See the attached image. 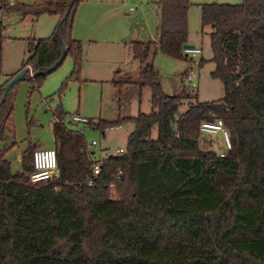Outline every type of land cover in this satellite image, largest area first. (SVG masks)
<instances>
[{
  "label": "trees",
  "instance_id": "trees-1",
  "mask_svg": "<svg viewBox=\"0 0 264 264\" xmlns=\"http://www.w3.org/2000/svg\"><path fill=\"white\" fill-rule=\"evenodd\" d=\"M78 1L0 0L4 13L58 15L48 35L27 38L18 68H26L27 92L38 88L49 72L44 69L62 51L71 58L65 79L78 78L80 41L71 36ZM156 3V41L130 42L136 76L110 79L117 90L124 82L148 87L149 110L113 120L86 118L100 130L132 122L122 153L101 158L86 183L90 152L81 132L62 123L59 106L51 120L57 178L28 182L34 142H27L15 171L0 151V264H264V0L200 3V24L210 26V75L220 79L223 92L217 99L188 101L177 116L181 98L194 93H165L151 57L157 47L185 58L189 1ZM12 74L0 82V139L18 80L3 99L2 86ZM216 117L229 140L221 155L198 132L201 120Z\"/></svg>",
  "mask_w": 264,
  "mask_h": 264
},
{
  "label": "rangeland",
  "instance_id": "rangeland-1",
  "mask_svg": "<svg viewBox=\"0 0 264 264\" xmlns=\"http://www.w3.org/2000/svg\"><path fill=\"white\" fill-rule=\"evenodd\" d=\"M84 1L78 6L79 10L74 19L75 22H81L82 27L74 31V34L79 36L82 46H87L86 40L91 39L88 44L92 47L86 54L81 51L78 78L65 79L71 69V58L66 54L58 65L45 74L38 89L27 92L26 77L20 78L14 85L13 107L7 119L5 136L0 139V151L8 160L10 171L20 168L18 156L28 141L42 146L51 145V110L56 105H60L65 111L62 116L65 126L81 129V135L92 160L113 154L117 146H123L127 133L132 129V122L121 120L118 127L105 126L100 130L98 127H91L87 122L82 124L71 121L70 114L78 113L90 119L113 120L138 111L147 112L150 108L148 87L144 86L140 94L126 89L125 85L117 91L107 80V75L110 63L115 59L117 65L127 63L123 40L129 38V27L142 37L141 39H153L157 22V0ZM188 1L185 43L199 47L200 52L194 55L186 54L185 58H177L162 53L156 47L152 55V64L165 93H179L182 89L194 93V96L181 98L175 116L186 108L188 101L217 99L223 92L220 79L210 75L214 66L208 40L210 26L200 24V3L211 1L235 3L240 0ZM12 13L1 17L2 23L6 26L2 30L0 45V71L3 72L15 69L25 58L28 37L48 35L58 19L56 13L44 11L35 17L25 14L20 19L14 17ZM120 33H123V36L118 43L113 42L109 45L104 41L107 37L112 39L114 35ZM186 73L190 78H186ZM64 79L63 89L57 91ZM150 135L155 136V125L152 126ZM214 136L218 140V146L212 147L222 148L220 133ZM92 138L96 141L94 144L89 143ZM12 139L14 143L7 146ZM205 139L207 141V137ZM109 194L114 195L112 189Z\"/></svg>",
  "mask_w": 264,
  "mask_h": 264
},
{
  "label": "built area",
  "instance_id": "built-area-1",
  "mask_svg": "<svg viewBox=\"0 0 264 264\" xmlns=\"http://www.w3.org/2000/svg\"><path fill=\"white\" fill-rule=\"evenodd\" d=\"M6 3L11 4L17 0H5ZM2 6H0V15H3ZM181 52L186 55H194L200 52V48L194 45H181ZM28 72L31 73L30 67L27 66ZM186 78H190V75L186 73ZM70 120L73 122H86V117L79 115L78 113L70 114ZM81 132V129H77ZM198 132L201 136L207 137V140L211 145L218 146V140L214 136L216 133H220L222 139V148L218 149V154L221 155L225 149L229 147L228 135L225 127L222 124L220 118L216 117L212 120H201L198 124ZM95 139H90V144H94ZM123 152V146H117L113 154H120ZM101 159L89 161V174L86 179V183H90L92 176H94L98 170ZM31 164L32 169L28 174V182L31 184H39L46 181H52L57 178L59 171L56 163V150L53 145L36 146L31 150ZM111 185V182H109Z\"/></svg>",
  "mask_w": 264,
  "mask_h": 264
},
{
  "label": "crops",
  "instance_id": "crops-1",
  "mask_svg": "<svg viewBox=\"0 0 264 264\" xmlns=\"http://www.w3.org/2000/svg\"><path fill=\"white\" fill-rule=\"evenodd\" d=\"M84 0H80L79 1V3L76 5V7L74 8V11H73V13H72V24H71V36L72 37H74V38H79V36H77V35H75L74 34V31H76V30H79L81 27H82V24H81V22H79V21H77V22H75V20L74 19H76V14H77V11L79 10V9H77L78 8V6L81 4H83L84 2H83ZM156 8H157V22H156V25H155V34H154V37H153V39H151V40H153V41H156V38H157V28H158V24H159V8H158V6H157V4H156ZM10 13H12V12H9V13H3V15H5V14H10ZM80 13V12H79ZM2 15V16H3ZM12 15L14 16V17H17V19H20V18H23V16L24 15H19V14H17V13H12ZM81 15V14H80ZM83 26H84V24H83ZM4 28H6V26H5V24H4ZM122 36H123V33H120V34H116V35H114V38H112V39H110L111 37H107L106 39H104V41L107 43V44H109V45H111V44H113V42H115V43H118V41H119V39L120 38H122ZM142 37H140V36H138L136 33H134V30L131 28V27H129V38H128V40H123L124 41V45H125V50H126V54H127V63H125V64H121V65H117V61H112L111 63H110V68H109V71H108V75H107V80L109 81V83H111V81H110V79L112 78V77H116V76H123V75H129L130 77H132V78H134L135 76H136V74H137V67H138V63H137V61L131 56V52H130V42L132 41V40H143V39H141ZM2 41V40H1ZM87 41V46H82L81 45V43H80V51H82L83 52V54H86L87 52H89V51H91L90 49H91V47L92 46H90L88 43H90L92 40L91 39H87L86 40ZM127 41H128V43H127ZM82 46V47H81ZM154 51H155V49H154ZM81 52V53H82ZM118 52H119V50H118ZM154 53V52H153ZM153 55V54H152ZM93 58H94V56H93ZM93 58H92V60H93ZM22 61V60H21ZM20 61V62H21ZM151 62H152V57H151ZM153 63V62H152ZM20 64V63H19ZM153 65V64H152ZM18 68H19V65L18 66H16L15 67V69H11V71H5V72H3V71H0V82L6 77V76H8L9 74H11V73H14L15 71H17L18 70ZM28 70V69H27ZM29 73V72H28ZM28 81V80H27ZM41 84V83H40ZM111 85L112 86H114L112 83H111ZM123 85H125V88L126 89H130L131 91H135V92H137V94H140V92H141V89H143V87H139L136 83H134V82H124V83H122L120 86H119V90H120V88L123 86ZM39 87V86H38ZM115 87V86H114ZM116 88V87H115ZM38 89V88H37ZM117 90V89H116ZM119 90H117V91H119ZM14 100V99H13ZM56 106H59L60 107V105H56ZM55 106V107H56ZM54 107V108H55ZM54 108L51 110V120L53 119V110H54ZM61 108V107H60ZM61 110L65 113V111L61 108ZM9 117V116H8ZM8 117H7V119H8ZM7 119H6V125H7ZM51 120H50V132H51ZM61 121H62V119H61ZM62 123H63V121H62ZM119 126V124H116V125H113L112 127H118ZM109 127H111V126H109ZM51 137H52V143H51V145H53V136H52V132H51ZM36 146H42V145H39V144H37L36 143ZM85 148L87 149V147L85 146ZM24 150V149H23ZM23 150H21V152L23 151ZM21 152L19 153V156H18V160L20 159V154H21ZM4 156V155H3ZM5 157V156H4ZM6 158V157H5ZM19 164H20V162H19Z\"/></svg>",
  "mask_w": 264,
  "mask_h": 264
},
{
  "label": "water",
  "instance_id": "water-1",
  "mask_svg": "<svg viewBox=\"0 0 264 264\" xmlns=\"http://www.w3.org/2000/svg\"><path fill=\"white\" fill-rule=\"evenodd\" d=\"M73 8L70 9V14L72 13ZM65 14V11L62 13V16ZM183 45H192L190 43H183ZM64 52L62 51L58 58L56 59V61L52 64H50L49 66H47L44 71L48 72L50 70H52L59 62L60 60L63 58ZM25 67L18 69L17 71H15L8 79L7 81L3 84L2 86V93H1V99H3V97L5 96V92L9 89V87L15 83L17 80H19L22 77V74L25 71ZM31 74V73H29Z\"/></svg>",
  "mask_w": 264,
  "mask_h": 264
}]
</instances>
